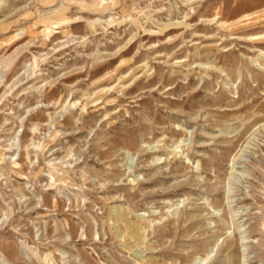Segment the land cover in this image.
Listing matches in <instances>:
<instances>
[{
  "label": "rangeland",
  "instance_id": "374dc122",
  "mask_svg": "<svg viewBox=\"0 0 264 264\" xmlns=\"http://www.w3.org/2000/svg\"><path fill=\"white\" fill-rule=\"evenodd\" d=\"M0 264H264V0H0Z\"/></svg>",
  "mask_w": 264,
  "mask_h": 264
},
{
  "label": "bare ground",
  "instance_id": "6f19581e",
  "mask_svg": "<svg viewBox=\"0 0 264 264\" xmlns=\"http://www.w3.org/2000/svg\"><path fill=\"white\" fill-rule=\"evenodd\" d=\"M199 260H200V259H199ZM199 260H198V261H199ZM203 261H204V260H203Z\"/></svg>",
  "mask_w": 264,
  "mask_h": 264
}]
</instances>
